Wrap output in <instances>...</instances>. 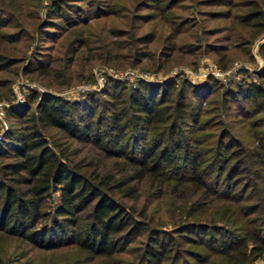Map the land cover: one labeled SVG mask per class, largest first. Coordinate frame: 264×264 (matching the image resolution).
<instances>
[{"label": "trees", "instance_id": "16d2710c", "mask_svg": "<svg viewBox=\"0 0 264 264\" xmlns=\"http://www.w3.org/2000/svg\"><path fill=\"white\" fill-rule=\"evenodd\" d=\"M244 6L247 10L236 19L253 30L248 44L264 32V0H244ZM259 50L264 55V42ZM5 62L0 56V70ZM256 76L263 80H240L235 90L227 92L238 106L249 103L250 110H240L248 117L264 112V67ZM206 91L205 85L187 79L180 85L173 79L162 83L140 79L128 85L111 76L100 90L77 99L32 91L34 109L31 104L22 108L30 125L21 131L11 129L0 140V232L45 249L76 245L94 255L119 253L144 236L137 249L144 264H188V259L205 264L213 257L222 264H255L254 259L264 254V207L262 217H250L264 204H241V200L243 187L251 186L252 178L264 182V142L253 152L260 168H254L252 178L244 176L239 166L243 152L235 148L238 144L228 130H220L214 145L205 146L202 131L208 121L201 120V104ZM49 127L68 138L94 143L117 163L132 167L129 181L174 180V191L176 185H191L194 195L204 200L184 211L195 218L177 223L175 230L151 226L146 208L138 211L114 198L127 180L110 175L88 178L45 133L43 128ZM191 127L199 131L196 137L182 133ZM127 190L130 195L136 187ZM54 191L59 192L58 202L50 211L47 200ZM249 192L247 197L253 195ZM225 199L234 203L221 202ZM88 209L90 220L83 225L80 213ZM235 213L244 222L235 221L233 227L217 223ZM182 242L192 247L185 251ZM199 246L209 253L202 254Z\"/></svg>", "mask_w": 264, "mask_h": 264}, {"label": "rangeland", "instance_id": "374dc122", "mask_svg": "<svg viewBox=\"0 0 264 264\" xmlns=\"http://www.w3.org/2000/svg\"><path fill=\"white\" fill-rule=\"evenodd\" d=\"M246 10L244 0H0V20L6 23L0 25V56L6 58L0 70V140L11 129L21 131L30 125L22 108L31 104L32 91L77 99L100 90L108 76L128 85L140 79L156 83L173 79L180 85L187 79L208 90L201 104V120L208 121L201 135L205 146L214 145L220 130H228L238 144L235 148L243 152L239 166L244 176L252 178L254 168H260L253 152L264 142V112L248 117L240 110H250L249 103L238 106L227 93L240 80H263L256 72L264 67L259 50L264 32L247 44L253 30L236 19ZM43 129L63 148L66 160L88 178L110 175L127 180L114 198L138 211L146 208V220L157 229L175 230L177 223L194 219L184 211L204 201L189 184L176 185L174 191V180H162V184L151 178L129 181L133 168L117 163L94 143L68 138L55 128ZM198 132L191 127L182 133L196 137ZM222 185V181L217 184L218 188ZM131 186L136 191L129 195ZM243 188L241 204H264V182L252 178V185ZM249 191L253 195L247 197ZM58 194L50 192L47 210L55 207ZM263 207L250 218L262 217ZM88 212L80 213L83 225L89 223ZM227 215L217 223L233 227L235 221L244 222L240 213ZM142 238L119 253L94 255L76 245L45 249L0 232V264H144L137 250ZM182 246L185 251L192 247L185 242ZM197 250L209 253L201 246ZM254 262L264 264V254ZM205 264L222 263L213 257Z\"/></svg>", "mask_w": 264, "mask_h": 264}]
</instances>
